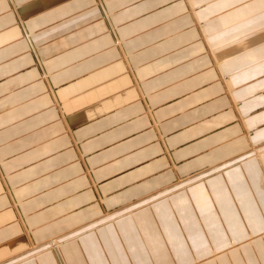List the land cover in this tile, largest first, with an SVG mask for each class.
Wrapping results in <instances>:
<instances>
[{"label":"crops","instance_id":"1","mask_svg":"<svg viewBox=\"0 0 264 264\" xmlns=\"http://www.w3.org/2000/svg\"><path fill=\"white\" fill-rule=\"evenodd\" d=\"M0 264H264V0H0Z\"/></svg>","mask_w":264,"mask_h":264},{"label":"rangeland","instance_id":"2","mask_svg":"<svg viewBox=\"0 0 264 264\" xmlns=\"http://www.w3.org/2000/svg\"><path fill=\"white\" fill-rule=\"evenodd\" d=\"M87 225H88V224H87ZM56 241H57V240H52V241L48 242V245H50V246L55 245V244H56Z\"/></svg>","mask_w":264,"mask_h":264}]
</instances>
